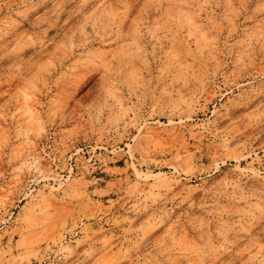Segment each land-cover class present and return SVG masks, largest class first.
<instances>
[{
	"label": "rangeland",
	"instance_id": "rangeland-1",
	"mask_svg": "<svg viewBox=\"0 0 264 264\" xmlns=\"http://www.w3.org/2000/svg\"><path fill=\"white\" fill-rule=\"evenodd\" d=\"M0 264H264V0H0Z\"/></svg>",
	"mask_w": 264,
	"mask_h": 264
}]
</instances>
